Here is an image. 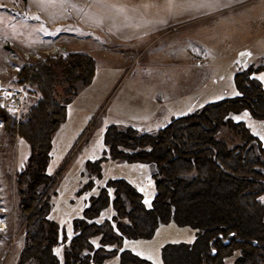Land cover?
Wrapping results in <instances>:
<instances>
[{
	"label": "rangeland",
	"instance_id": "obj_1",
	"mask_svg": "<svg viewBox=\"0 0 264 264\" xmlns=\"http://www.w3.org/2000/svg\"><path fill=\"white\" fill-rule=\"evenodd\" d=\"M156 1L0 0V77L6 86L18 84L19 69L12 67L19 68L23 62L83 50L90 51L96 61L92 79L76 84L66 104L65 119L52 135L47 165V173L53 176L48 218L68 237L72 236L73 219L110 179H126L147 202L153 195L151 185L145 182L147 166L112 158L105 152L103 140L109 125L155 132L171 119L191 114L206 103L234 97V73L253 62L263 66L253 75L264 88V57L254 61L262 41L240 48L231 39L225 48L217 15H202L192 5L160 6ZM174 8L178 15L170 21ZM11 49L17 54L15 59L10 58ZM22 86L25 113L37 93ZM57 90L61 93L59 86ZM235 120L245 121L264 147V119L242 111ZM216 138L230 148L241 143L226 126ZM28 153L27 142L8 137L0 121V218L5 224L0 228V264H21L25 219L19 209L15 177ZM87 161L99 164L100 176L90 175ZM89 180L93 184L84 188ZM110 217L105 209L100 219ZM193 240L191 228L169 222L160 224L149 238H124L120 248L152 264H163L164 245ZM93 245L98 247L96 241ZM62 247L55 248L59 257ZM118 259L115 255L104 264H118Z\"/></svg>",
	"mask_w": 264,
	"mask_h": 264
},
{
	"label": "trees",
	"instance_id": "obj_2",
	"mask_svg": "<svg viewBox=\"0 0 264 264\" xmlns=\"http://www.w3.org/2000/svg\"><path fill=\"white\" fill-rule=\"evenodd\" d=\"M95 63L79 51L23 62L17 82L37 93L36 100L20 118L0 109L6 135L29 146L26 163L15 177L25 219L20 263L104 264L116 255L118 264H152L131 250H121L122 240L149 238L160 224L174 222L191 228L194 240L164 245L163 264H264V147L245 121L235 120L242 111L264 119V88L253 75L263 66L255 62L234 73V97L206 103L155 132L106 128V153L148 167L145 182L153 191L148 202L126 179H110L73 219L71 237L48 218L52 135L65 119L76 84L92 79ZM224 126L240 144L230 148L216 138ZM86 166L90 175L100 176L99 164L87 161ZM91 184L89 180L84 188ZM105 209L111 217L100 219ZM58 246H63L60 257L55 253Z\"/></svg>",
	"mask_w": 264,
	"mask_h": 264
},
{
	"label": "crops",
	"instance_id": "obj_3",
	"mask_svg": "<svg viewBox=\"0 0 264 264\" xmlns=\"http://www.w3.org/2000/svg\"><path fill=\"white\" fill-rule=\"evenodd\" d=\"M155 3L160 6L169 5L174 7L192 5L196 6L197 12L202 15H217L218 31L219 35L225 39V48L231 39H234V45L240 48L260 40L263 42L258 47L261 52L253 60L256 61L264 57V50H262L264 49V0H187L185 2L158 0ZM177 15V8H174L173 12L171 9L169 20H174ZM210 32H213V30ZM84 53L91 56L90 51Z\"/></svg>",
	"mask_w": 264,
	"mask_h": 264
},
{
	"label": "built area",
	"instance_id": "obj_4",
	"mask_svg": "<svg viewBox=\"0 0 264 264\" xmlns=\"http://www.w3.org/2000/svg\"><path fill=\"white\" fill-rule=\"evenodd\" d=\"M10 53L11 59H15L17 57V54L13 51V49H11ZM12 68L19 69L17 66ZM25 100L26 92L21 84L8 87L4 84V81H2V78L0 77V108L6 109L16 118H20L23 114Z\"/></svg>",
	"mask_w": 264,
	"mask_h": 264
},
{
	"label": "bare ground",
	"instance_id": "obj_5",
	"mask_svg": "<svg viewBox=\"0 0 264 264\" xmlns=\"http://www.w3.org/2000/svg\"><path fill=\"white\" fill-rule=\"evenodd\" d=\"M5 224L3 222V220L0 218V228H4Z\"/></svg>",
	"mask_w": 264,
	"mask_h": 264
},
{
	"label": "snow or ice",
	"instance_id": "obj_6",
	"mask_svg": "<svg viewBox=\"0 0 264 264\" xmlns=\"http://www.w3.org/2000/svg\"><path fill=\"white\" fill-rule=\"evenodd\" d=\"M34 19H39L38 17H34ZM261 79H264V77H261Z\"/></svg>",
	"mask_w": 264,
	"mask_h": 264
}]
</instances>
